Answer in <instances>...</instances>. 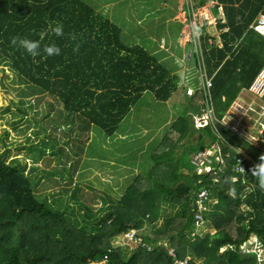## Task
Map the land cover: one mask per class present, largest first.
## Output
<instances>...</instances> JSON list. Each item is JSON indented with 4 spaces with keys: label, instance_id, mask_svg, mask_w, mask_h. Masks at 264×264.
I'll return each mask as SVG.
<instances>
[{
    "label": "trees",
    "instance_id": "1",
    "mask_svg": "<svg viewBox=\"0 0 264 264\" xmlns=\"http://www.w3.org/2000/svg\"><path fill=\"white\" fill-rule=\"evenodd\" d=\"M196 1L192 11L187 10L189 19L199 7L214 1L212 11L218 15L222 9L225 16L224 23L218 20V27L229 28L221 35L223 50L208 44L204 29L198 41L194 39L197 43L192 44L190 55L196 70L212 78L211 92L221 117L243 89L251 88L264 67V36L252 27L264 13V0ZM56 22L64 25L62 37L51 33L49 26ZM41 32L45 33L42 40ZM13 36L40 40L41 48L55 41L61 54L41 53L33 58L10 44ZM0 65L15 75L20 114L34 112L39 117L43 102V111L50 110L40 120L45 123L35 130V135L41 132L48 141L41 145L29 139L21 147L23 157L10 162L8 153H0V264H175L171 247L185 264H264V256L260 262L259 253L249 252L254 237L264 249V191L251 175L252 163L245 174H236L232 160L224 166L212 160L209 174L196 175L186 185L174 179L171 184L176 188L169 186L145 197L140 212L129 207L130 201L106 217L104 211L94 214L92 209L90 218L83 216V227L68 215L69 204L62 207L61 199L41 193L58 186L59 180L50 176L62 172L69 180L63 194L79 197V189L71 185L80 179L79 152L89 143L92 129L113 135L143 92L152 91L157 99L167 101L179 85V77H173L157 57L129 42L105 13L83 0H0ZM203 92L201 88L188 96L187 107L195 113L200 111ZM208 135L212 137L210 130ZM65 137L70 141L64 142ZM261 146L264 150V143ZM50 149V156L60 159L53 175V160H45L50 170H42L40 176L35 166L36 176H28L27 160L37 163ZM44 175L52 185L39 189ZM177 177L184 178L183 174ZM202 188L216 205L206 202L207 209L200 213L193 204ZM198 214L203 216L200 227L195 220ZM160 217H165V231L155 238L150 231L140 233L147 223L152 230ZM132 231L140 242L115 245ZM163 238L169 239L170 247L153 244Z\"/></svg>",
    "mask_w": 264,
    "mask_h": 264
},
{
    "label": "crops",
    "instance_id": "2",
    "mask_svg": "<svg viewBox=\"0 0 264 264\" xmlns=\"http://www.w3.org/2000/svg\"><path fill=\"white\" fill-rule=\"evenodd\" d=\"M192 1L195 2V4L197 2L196 0H191L192 6ZM183 2V6H181L179 3L178 12L174 16L175 20L177 21L175 28L169 27L165 31L164 35L161 36V33H159L158 36L149 38L148 43L142 45L137 43L134 44L143 48L144 50H147L152 54V56L157 57L161 64L170 69L173 77H179V85L177 86L171 97L167 101L161 102L169 103L177 97L180 99V101L183 102L185 106H187L189 103L187 89L185 92L179 94L178 92L180 91L181 87L184 88V86H187V79L189 78L190 74H192L190 69H196L194 65V59H190V61L193 60L192 64L190 63V61L187 62L186 59L188 57V53L192 55L191 52L194 51L192 44H196L197 42L193 43L192 39L194 36L191 37V43L189 45L188 43L184 44L182 41L184 29L186 26L184 19L188 17L187 8L189 7L187 1ZM210 3L212 4L211 7H209ZM214 5V1H209L205 6L198 8L202 9L207 7V9H204L205 14L209 17L215 18L216 24L214 25V27L210 28L207 25V21L202 22L201 26L197 27V32L200 38V35L202 33L201 30L205 29L204 35L208 37V44L212 47L216 46L218 49L223 50L221 35L228 32L229 28L218 27V20H221L224 23L225 16L222 9H220L218 15H216L212 11ZM183 13L185 16H183ZM261 15H264V13H260L257 17L255 23L252 26L254 29ZM109 18L112 19L111 17ZM257 32L260 35L264 36V33H261L259 31ZM159 37L161 38L160 41ZM169 65H171L172 67H169ZM178 65L179 68L180 66H182V71L178 68ZM206 76L212 81L211 77L209 78L207 74ZM194 81H197V77L194 78ZM199 81L200 79H198L195 87H188H192L197 91L200 90L201 82L199 83ZM211 88H213V84ZM211 90L212 89H210V92ZM149 93L153 94L155 99H157L155 93L152 91H145L143 92L142 96H147ZM142 96L140 98H142ZM211 96L213 100L212 92ZM157 100L160 101L159 99ZM203 100L204 97L200 101V104ZM223 101L224 104L227 103L225 102L226 97L224 95ZM213 105L215 116L218 121L210 124V126H207L205 128H199L198 126V117L200 116V111L197 109L198 111L197 113H195L190 110L189 107L186 108V119L177 123L173 128V130H175V132L177 133L178 138L179 135H182V139H173L171 145L167 146L169 148L165 146V148H167L166 154H171V157L167 160L168 162L166 161V166H163L162 162H155V160H153V162H147L143 159L142 155H138L135 158L132 157L135 145V137L134 134L129 135L130 133H132L130 124L123 123L125 120H127L130 113L118 125L116 132L111 136L107 135L104 132L105 135H101L100 140L97 141L95 129H92L89 143L84 146L86 148L82 151V153L79 152V158L81 159L78 165L77 175L80 177L79 181L77 182V188L79 189V197L77 199L78 201H80V199L83 197V192L85 191L83 190L82 192L80 188L82 185L81 181L90 179V176L87 174L86 160L91 157L90 150L91 148L93 149L94 145L95 149H98L101 152L102 158L100 161H94L96 163V166L98 167L99 176H93L91 178L92 181L90 183H93L91 187L92 194H90L89 201L86 202V199L84 198V201L82 200L80 202V208H85L88 205V208H86L87 212L92 209L94 210V214H98L104 211L106 217L108 212H113L116 208H120L121 203H123L124 201H130L133 205L129 207H131L132 209H138V211L140 212L139 205L144 204L145 197L150 195L155 196L157 193H160V190H163L169 186L173 189L176 188L171 184V181H173L174 179L176 181V184L186 185L187 180L192 181V179L196 177V175L201 176L204 174H209L210 172L206 171H204L203 173H197L199 171V168H197V166L195 165L194 156H197L200 153L212 154L209 163L211 171L213 170L212 160H214L213 162H216L217 165L222 166L225 165L227 160H232L235 163V166H233L235 168L233 169L235 173L245 174L247 172L248 163H252L255 165L260 162L256 160L254 156V158L252 157L253 153L256 154V156H258L260 153L264 154V150L261 146V144L264 143V102L262 101V98H258L254 94H252L250 92V89H243L239 97L232 102V106L229 108V110L227 112H224L221 117L217 115L214 100ZM246 105H249V108H247ZM239 107H243L247 111L244 115L248 116V118H245L246 123L242 121L244 118L243 111L242 113H240ZM132 108L133 107H131V109ZM257 124H261V127H259ZM208 130H210V133H212V137L208 135ZM203 132L206 133L205 136L203 135ZM144 137L145 135L140 136V138ZM256 140L259 141L257 144ZM165 141L166 139L164 138V145ZM137 142H140V139H138ZM153 143L154 138L151 139L148 144L151 145ZM82 144L83 142L81 143V145ZM199 148H201V150H197ZM188 151L190 152L189 164L196 167L193 170L196 171L194 173H191L187 165H185L181 160V156ZM224 152L227 154H225ZM108 153L109 155L106 156ZM238 157L246 158H244V163L241 164V166L244 165L246 167L245 172L239 171L238 161L234 160ZM128 162L130 164H128ZM218 171H220V169ZM182 174L184 178L177 177L178 175ZM215 180L218 181L219 179L216 178ZM90 183H88V185ZM209 199H211V195ZM209 199V203L216 205V200L210 202ZM164 219L165 217H160L155 226H153L152 230L149 228L150 226L147 223V225H144V228L140 233L148 234V231H150L151 238H155V236L161 234L166 230L160 229L158 227V224L162 225ZM255 238L256 237H254L253 240ZM256 240L257 241L255 242L257 243L258 239L256 238ZM256 243L254 245L258 246V243ZM153 244L157 246H171V242L168 238L159 239ZM171 250H175V248L171 247Z\"/></svg>",
    "mask_w": 264,
    "mask_h": 264
},
{
    "label": "rangeland",
    "instance_id": "3",
    "mask_svg": "<svg viewBox=\"0 0 264 264\" xmlns=\"http://www.w3.org/2000/svg\"><path fill=\"white\" fill-rule=\"evenodd\" d=\"M89 4H91L95 9H97L100 13L104 14L106 17H111L112 21L116 24H118L124 32L125 37L129 39V42L131 43H137V44H145L148 43L149 38H154L155 36H158L159 33H161V36L164 35L165 31L169 28H175L177 21L175 20L174 16L178 12L179 3L181 6H183V1H187V4L189 7L187 9H190L192 11V4L191 0H83ZM193 5L195 2H193ZM166 4V5H165ZM211 7L212 4H209ZM165 6V7H164ZM195 6V5H194ZM204 9H198L194 13H192L191 19L188 17H184L185 21V29L182 37V41L184 44L188 43V45L191 43L190 39L193 37L192 41L194 42V39L198 37L197 27L201 26L202 22H208V27H214L216 24L215 18L209 17L205 14ZM183 16L184 13H183ZM182 16V17H183ZM181 17V18H182ZM222 17V16H221ZM216 32V31H215ZM191 33L193 34L191 36ZM160 36V37H161ZM159 37V41L160 38ZM199 39V38H198ZM197 39V41H198ZM190 52V51H189ZM191 54L188 53V57L186 59L187 62L190 61ZM190 63H193V60L190 61ZM169 67H172L169 65ZM179 68V65H178ZM182 71V66L179 68ZM191 73L189 78L187 79V86L181 87L179 93L185 92L186 89L195 87L197 84V81L200 77V73L196 69H190ZM197 77V81H194V78ZM16 80L14 73H12L9 68H4L2 65H0V153H8V159L9 162L17 157H23L24 150L21 149V147H24V144H29L27 141L30 139L31 141H34L33 143L43 145V142L45 143L48 141L47 136L43 133H39V135H35V130H39V127L45 123V121H40L42 117H44L42 120L46 119V115H48L49 111L44 112L46 102H43L40 109L39 117H35L34 112H29L28 116H25L23 114L19 113V107L18 103L20 99L18 98L15 89L17 87L16 84L13 83V81ZM192 86V87H188ZM194 89V88H193ZM195 90V89H194ZM257 97V96H256ZM259 98V97H258ZM49 102V100H47ZM247 108H249V105H246ZM187 106L183 104L182 101H180L179 98H175L171 102H161L155 99L153 94L149 93L147 96H142L136 104H134L133 108L131 109V112L123 123L130 124L132 133L129 135L134 134V149H133V158L137 157L138 155H142L143 159L145 161L153 162H162L163 166H166V161L171 157L170 155L166 154V149L169 148L167 146L171 145V142L173 139H182V135H178L173 130L174 126H176L177 123L181 122L182 120L186 119L187 116ZM23 109H27V107H24ZM44 110V111H43ZM43 111V112H42ZM243 116L247 112L243 107H239V112L242 113ZM264 112V108H263ZM245 118H248V116H244L243 122L246 123ZM264 119V118H263ZM39 121V126L37 125V122ZM264 123V122H263ZM259 127H261V124H257ZM255 126V125H254ZM23 130V132H22ZM264 132V130H263ZM95 135L97 141L100 140L101 135H105L103 130H100L98 128L95 129ZM138 135V136H136ZM141 135H145L144 138H140ZM173 135V136H172ZM203 135L205 136L206 133L203 132ZM139 137V138H138ZM154 138L153 144H148L151 139ZM164 138L166 139L165 145H164ZM259 138V137H257ZM138 139H140V142H137ZM70 141L69 138L65 137L64 142ZM259 141L256 140V144ZM165 146L167 148H165ZM201 150V148L197 149ZM50 150H47L46 154L42 155L40 158V161L37 163H33L34 161L29 158L27 160V174L28 176H36V172L34 170L35 166L40 168V171L37 173L41 176L42 170H50L46 169L45 166V160H55L54 162L51 161V173L50 175H53V168L57 167L59 164V157H52L50 156ZM176 152V151H175ZM174 152V153H175ZM263 153H260L258 156L253 153L252 157L254 156L256 160L259 161V157ZM91 157L86 160V168H87V174L90 176V179L88 180H82L81 181V190H85L83 192V197L78 201V196L71 195L68 196L66 194H63L66 192L64 188L68 186L69 180L66 177V174L60 172L55 174L54 176H50L53 179L59 180L58 186H54L52 189H48L44 192H41L43 195L49 196V199H61V206H65L69 204L71 206V209L69 212L67 211L68 215L72 218L73 223L79 227H83V216L86 218H90V212L86 211V208H88V205L84 208H80V202L84 198L86 199V202L90 199V194H92V184L90 183L92 181L93 176H99L98 174V167L96 166V163L94 161L101 160V152L98 149H95V145L93 146V149L90 150ZM109 153L106 155L108 156ZM105 156V157H106ZM166 156V157H164ZM175 156V155H173ZM190 152H186L181 156V160L185 165H187L188 169L191 171V173H194L196 171H193L196 167L189 164L190 159ZM205 157H207L206 154H204ZM253 157V158H254ZM173 158V157H172ZM201 160L204 159L202 158ZM36 164V165H35ZM128 164H130L128 162ZM205 167V166H204ZM204 167H201V169L197 172H203L205 170ZM100 178V177H99ZM46 177L44 175V179L42 183H40V187H43V184L50 187L52 185L49 181H45ZM45 181V183H44ZM88 183H90L88 185ZM48 187V188H49ZM73 187V190L77 189V182L71 185ZM75 196V197H74ZM84 220V219H83ZM158 227L160 229H165V227L158 224ZM214 233V230H212V234ZM121 240V241H120ZM125 238L118 239L117 241H120V244L115 245H126L128 246L131 242L125 243ZM141 241V240H140ZM139 241V242H140ZM250 243L252 247L255 245L256 238L251 240ZM257 244V243H256ZM258 245V244H257ZM249 252H257L259 253V260L262 259L264 256V250L260 249L259 246H255L252 250H249ZM261 262V260H260Z\"/></svg>",
    "mask_w": 264,
    "mask_h": 264
},
{
    "label": "built area",
    "instance_id": "4",
    "mask_svg": "<svg viewBox=\"0 0 264 264\" xmlns=\"http://www.w3.org/2000/svg\"><path fill=\"white\" fill-rule=\"evenodd\" d=\"M255 29L261 33H264V15L260 16L259 21L255 26ZM192 35L193 34L191 33V36ZM198 38L199 36L195 39H198ZM257 77L258 78L255 80V82L250 88V92L259 98H263L264 97V68L261 70L260 74ZM199 79L201 82V88H203L204 90L203 92L204 100L202 101L201 107H200V116L198 117V126L199 128H204V127L210 126V124H213L217 122L218 120L215 116L213 100H212V96L210 92V89L212 87V81L208 79L207 77H204V75L202 74H200ZM195 92L196 90H194L193 88H189L187 90V94L189 97L195 96ZM204 154H206L207 157H205ZM211 156H212L211 153H200L197 156H194V162L197 168H199L200 170L201 167L205 166L204 171L211 172V167L209 165ZM202 158L204 159V162L203 160H201ZM244 158L238 157V158H235L234 160L239 161L241 164H243L246 159ZM242 167L246 171V167L244 165ZM203 172H200V173H203ZM209 197H210V194L208 193V190L206 188L200 189L199 195H197L196 199L194 200L193 207L197 208L198 211L202 213L203 211L207 209L205 206V203L208 202ZM195 220H196V225L198 227H200V225L203 224V216L201 214L196 215ZM124 238L126 239L125 243L131 242V241H140L139 238L137 239V235L135 231H132L126 234ZM170 256L174 259L175 264H185L183 261L177 258V254L175 250L170 251Z\"/></svg>",
    "mask_w": 264,
    "mask_h": 264
},
{
    "label": "clouds",
    "instance_id": "5",
    "mask_svg": "<svg viewBox=\"0 0 264 264\" xmlns=\"http://www.w3.org/2000/svg\"><path fill=\"white\" fill-rule=\"evenodd\" d=\"M51 33L54 36L62 37L64 36V25L60 22H56L55 26H49ZM45 36V33H40V40H42ZM76 37L73 36L72 39ZM40 40H30L27 38H22L20 36L11 37L10 44L14 47H20L26 50V52L32 56L33 58L41 55V53L46 56H58L61 54V48L55 41H52L49 44H45L43 48H41ZM79 45H77L75 50H78ZM259 163L253 165L250 169L251 175L255 177L258 181V186L261 191H264V154L259 157ZM239 171L245 172V169L241 166V163L238 161Z\"/></svg>",
    "mask_w": 264,
    "mask_h": 264
},
{
    "label": "water",
    "instance_id": "6",
    "mask_svg": "<svg viewBox=\"0 0 264 264\" xmlns=\"http://www.w3.org/2000/svg\"><path fill=\"white\" fill-rule=\"evenodd\" d=\"M186 102V101H185Z\"/></svg>",
    "mask_w": 264,
    "mask_h": 264
}]
</instances>
